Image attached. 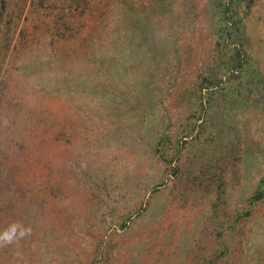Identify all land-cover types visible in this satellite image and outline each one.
Wrapping results in <instances>:
<instances>
[{
  "label": "rangeland",
  "instance_id": "1",
  "mask_svg": "<svg viewBox=\"0 0 264 264\" xmlns=\"http://www.w3.org/2000/svg\"><path fill=\"white\" fill-rule=\"evenodd\" d=\"M0 264H264V0H0Z\"/></svg>",
  "mask_w": 264,
  "mask_h": 264
},
{
  "label": "clouds",
  "instance_id": "2",
  "mask_svg": "<svg viewBox=\"0 0 264 264\" xmlns=\"http://www.w3.org/2000/svg\"><path fill=\"white\" fill-rule=\"evenodd\" d=\"M31 234V228H25L18 222L10 224L3 232H0V246L17 243L20 239Z\"/></svg>",
  "mask_w": 264,
  "mask_h": 264
},
{
  "label": "trees",
  "instance_id": "3",
  "mask_svg": "<svg viewBox=\"0 0 264 264\" xmlns=\"http://www.w3.org/2000/svg\"><path fill=\"white\" fill-rule=\"evenodd\" d=\"M231 1H238V2H240V1H243V0H231Z\"/></svg>",
  "mask_w": 264,
  "mask_h": 264
}]
</instances>
